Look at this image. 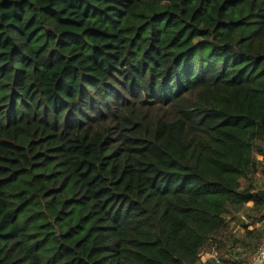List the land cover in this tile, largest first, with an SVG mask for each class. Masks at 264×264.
I'll list each match as a JSON object with an SVG mask.
<instances>
[{"label": "trees", "instance_id": "trees-1", "mask_svg": "<svg viewBox=\"0 0 264 264\" xmlns=\"http://www.w3.org/2000/svg\"><path fill=\"white\" fill-rule=\"evenodd\" d=\"M263 143L264 0H0V264H202Z\"/></svg>", "mask_w": 264, "mask_h": 264}, {"label": "rangeland", "instance_id": "rangeland-1", "mask_svg": "<svg viewBox=\"0 0 264 264\" xmlns=\"http://www.w3.org/2000/svg\"><path fill=\"white\" fill-rule=\"evenodd\" d=\"M264 145V143H263ZM261 161L259 171L252 181L258 188H264V155H258ZM252 203L228 215L229 230L224 234L223 243L213 241L203 252L202 264H250L264 240V221L253 223L247 213ZM243 222L248 226L244 227Z\"/></svg>", "mask_w": 264, "mask_h": 264}, {"label": "built area", "instance_id": "built-area-1", "mask_svg": "<svg viewBox=\"0 0 264 264\" xmlns=\"http://www.w3.org/2000/svg\"><path fill=\"white\" fill-rule=\"evenodd\" d=\"M264 258V240L262 241L258 251L253 256L250 264H258Z\"/></svg>", "mask_w": 264, "mask_h": 264}, {"label": "water", "instance_id": "water-1", "mask_svg": "<svg viewBox=\"0 0 264 264\" xmlns=\"http://www.w3.org/2000/svg\"><path fill=\"white\" fill-rule=\"evenodd\" d=\"M258 264H264V258Z\"/></svg>", "mask_w": 264, "mask_h": 264}]
</instances>
